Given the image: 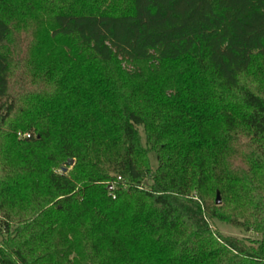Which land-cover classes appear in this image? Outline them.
<instances>
[{"label": "trees", "instance_id": "obj_1", "mask_svg": "<svg viewBox=\"0 0 264 264\" xmlns=\"http://www.w3.org/2000/svg\"><path fill=\"white\" fill-rule=\"evenodd\" d=\"M213 218L264 232V0H0L1 264H264Z\"/></svg>", "mask_w": 264, "mask_h": 264}, {"label": "rangeland", "instance_id": "obj_2", "mask_svg": "<svg viewBox=\"0 0 264 264\" xmlns=\"http://www.w3.org/2000/svg\"><path fill=\"white\" fill-rule=\"evenodd\" d=\"M141 132H142V140L143 142L145 141V132H143V128H141ZM149 156L151 158L152 164L154 166H156L158 164V159L156 158L155 152L154 151H150ZM66 165V164H65ZM211 224L212 227L219 233H221L222 235H232V236H236L238 238H242V237H246V238H250L253 240H264V232L262 234L260 233H256L254 231H250V232H246L244 229H239L234 227L233 225L230 224V222H228L227 220H221L218 218H213L211 220ZM1 264V262H0Z\"/></svg>", "mask_w": 264, "mask_h": 264}, {"label": "water", "instance_id": "obj_3", "mask_svg": "<svg viewBox=\"0 0 264 264\" xmlns=\"http://www.w3.org/2000/svg\"><path fill=\"white\" fill-rule=\"evenodd\" d=\"M74 162H75L74 158L71 157V158L67 159L66 164H74ZM66 168H67V166L64 167L65 170H66ZM216 202L217 203H221V197H220V193L219 192L217 194Z\"/></svg>", "mask_w": 264, "mask_h": 264}, {"label": "built area", "instance_id": "obj_4", "mask_svg": "<svg viewBox=\"0 0 264 264\" xmlns=\"http://www.w3.org/2000/svg\"><path fill=\"white\" fill-rule=\"evenodd\" d=\"M27 136H30V134L29 133H25Z\"/></svg>", "mask_w": 264, "mask_h": 264}]
</instances>
